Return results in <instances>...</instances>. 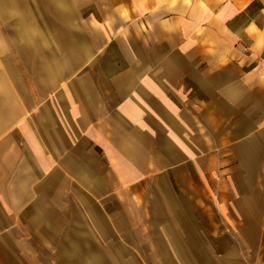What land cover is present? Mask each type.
I'll list each match as a JSON object with an SVG mask.
<instances>
[{
    "label": "crops",
    "instance_id": "1",
    "mask_svg": "<svg viewBox=\"0 0 264 264\" xmlns=\"http://www.w3.org/2000/svg\"><path fill=\"white\" fill-rule=\"evenodd\" d=\"M0 264H264V0H0Z\"/></svg>",
    "mask_w": 264,
    "mask_h": 264
}]
</instances>
